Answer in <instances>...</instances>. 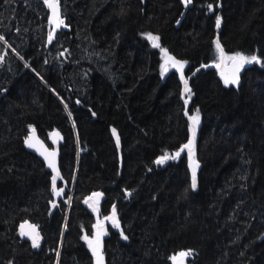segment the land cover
Instances as JSON below:
<instances>
[{
    "label": "trees",
    "instance_id": "obj_1",
    "mask_svg": "<svg viewBox=\"0 0 264 264\" xmlns=\"http://www.w3.org/2000/svg\"><path fill=\"white\" fill-rule=\"evenodd\" d=\"M191 2L178 21L181 0H58L69 29L49 42L45 0H0V264H94L92 204L103 264H173L188 250L187 264H264V0ZM146 33L183 69L162 75ZM217 39L224 57L260 59L238 84L214 66ZM197 110L193 189L182 146ZM31 128L47 144L61 136L55 190L24 148ZM23 220L38 226L40 248L18 238Z\"/></svg>",
    "mask_w": 264,
    "mask_h": 264
},
{
    "label": "snow or ice",
    "instance_id": "obj_2",
    "mask_svg": "<svg viewBox=\"0 0 264 264\" xmlns=\"http://www.w3.org/2000/svg\"><path fill=\"white\" fill-rule=\"evenodd\" d=\"M186 3H191V0H185ZM45 3L48 5L49 8H51L52 10V16H50L49 21L50 23H53L55 25V27L52 29V31L49 32V42H51V40L53 39V33L55 32L56 28H59L61 25H64V20L60 18V10H59V4H58V0H45ZM211 5H209V8L211 9ZM221 24V18L219 16H217L216 18V26L217 28L220 27ZM66 26V25H64ZM146 37L152 42V46L155 48H160L161 53L163 54V56L165 57V62L161 65V74L163 75L165 72L168 71L169 66L177 68L178 70H182L184 63L183 61H179L176 60L175 57L171 56L168 54V50L165 48H162L160 45V37L159 36H155L152 33H146L145 34ZM3 39V36H0V40ZM217 50L220 52L221 57L224 58V49L221 47L220 44V40L217 39L215 41ZM228 59H231L235 62L236 65V72H239L240 68H242L246 63H252V62H260L259 57H257L255 54L250 55V56H246L243 55L242 53H235L233 56L231 57H227ZM0 59H3V57H0ZM181 79L184 81V92L187 93L189 96L191 95V90L188 88L187 85V80L184 79L183 75H181ZM238 78H233L231 81H229L228 79H225V84L227 85L228 83H236ZM185 105L188 104V100L186 99L184 101ZM65 107L67 108V105H65ZM186 115H188V113H185ZM189 121H190V126H189V130L191 133V136L188 140V143L182 146V149H187L188 153H189V160H190V167L192 168V188L195 189L196 188V168L199 166L196 162H195V155H194V145H195V137H196V127L199 124L200 118H199V112L197 110L196 113L189 115ZM113 135H116V130L113 129ZM25 143L28 147H34L33 143H32V137L29 136L25 139ZM117 144L119 145V138L117 137ZM51 155H55L54 153H52ZM180 156V152H177L173 155H169L168 153H165L163 156L159 157L156 160L157 164H164L165 161L169 160V159H176L177 157ZM45 159L48 160L49 163V167H53L54 171V163L53 161L48 159V156H45ZM58 175V173H57ZM55 180H56V176L53 177V188L55 190ZM62 191V190H60ZM56 194L59 195V191H56ZM94 195L98 196L100 194L95 193ZM115 208H113V213H112V219L114 222V226L115 227H119V223L118 221L115 220ZM107 219V218H106ZM34 228V226H33ZM21 235H30L31 239H32V246L33 247H38L39 246V238H38V233L36 235H31L30 233H25V232H21ZM103 235V233H98L97 237H96V247L93 246L92 241L88 240V237H84L85 240L88 241L89 244V248L92 249L93 255L97 257V264H102L103 261V257L102 255L99 253V240H100V236ZM121 236L124 239H127V236H124L123 233H121ZM192 254V250H188L187 252H180L178 253V256L180 257L179 260V264H183V258L186 256H190ZM172 260L174 261V264H177V257L173 256Z\"/></svg>",
    "mask_w": 264,
    "mask_h": 264
},
{
    "label": "water",
    "instance_id": "obj_3",
    "mask_svg": "<svg viewBox=\"0 0 264 264\" xmlns=\"http://www.w3.org/2000/svg\"><path fill=\"white\" fill-rule=\"evenodd\" d=\"M181 2L183 5V9H182V12H181V15H180L178 21H180L183 18L187 8L190 7L192 4V2L186 3L185 0H181ZM60 18H61V15H60ZM64 25H66V24L64 23ZM64 25H61L60 27L64 28L65 30H68L69 26L68 25L64 26ZM177 25H178V23H176V26ZM4 53H5V51H4ZM64 53H65V50L62 52V55H64ZM205 66H207V65H205ZM214 66H215L220 78L223 81H225V79H228L229 81H231L233 78H238L237 82L232 83V84H238L240 82L241 73H242V69L244 68V66L242 68H240L239 72H236L235 62L231 59L227 63H224L223 60H221L218 65H214ZM199 68H201V67H199ZM4 94H5V90L3 89L0 92V96H2ZM112 133H113V131H112ZM29 136L32 137V143H33L34 147H28L25 143V139ZM113 138H114V141L116 142V145L118 147V152L120 155V148H119V145L117 144V134L113 135ZM48 142H49V144H47L46 141H44L38 135L37 131L34 128H31L28 131L26 137L24 138L23 145L27 151L32 152L33 154H35L38 158H40L43 161L45 168L51 172V175L53 178L54 176H56V177L58 176L57 173L59 174V146L61 143L60 134L57 132H52L48 136ZM52 153H54L55 155L54 156L51 155ZM45 156H48V159L53 161L55 171H54L53 167H49L48 160L45 159ZM120 160H121V157H120ZM95 193H98L100 195L96 196V195H94ZM89 198L92 202H94L95 204H98L103 200V193L101 191H96V192L92 193L89 196ZM91 210L94 213L95 222H96V225H95V247H96L97 234L101 233L100 232V219H99L97 211L92 206H91ZM33 226H34V228H33ZM22 231L25 233H30L31 235H36L38 233L39 246L33 247L31 236L30 235H21ZM16 234L21 241L22 240L28 241L29 244L33 248H40V246L42 245L43 236H42L38 226L35 223L31 222L30 220L21 221L17 225ZM99 253L102 255V235L100 236V240H99ZM176 257H177V264H179L180 257L178 255H176ZM187 262H188V256L183 258V264H187ZM94 264H97V257L96 256H94ZM102 264H103V261H102ZM173 264H174V261H173Z\"/></svg>",
    "mask_w": 264,
    "mask_h": 264
},
{
    "label": "rangeland",
    "instance_id": "obj_4",
    "mask_svg": "<svg viewBox=\"0 0 264 264\" xmlns=\"http://www.w3.org/2000/svg\"><path fill=\"white\" fill-rule=\"evenodd\" d=\"M51 9V8H50ZM50 16H52V10H51V14L49 15V17ZM151 42V41H150ZM151 44H152V42H151ZM169 54V53H168ZM170 55V54H169ZM162 56H163V54H162ZM229 59L227 58V57H224L223 58V62H227ZM165 62V57L163 56L162 57V64ZM170 69H177V68H174V67H171V66H169V68H168V70H170ZM178 70V69H177ZM166 73V72H165ZM94 203V202H93ZM93 205V207H94V204H92ZM95 208V210L97 211V209H96V207H94ZM101 228V227H100ZM100 232L101 233H103V235L105 234V230H104V228H102L101 230H100ZM88 240H90V241H92V244H93V246L95 247V234H94V236H91V237H88ZM87 241V240H86ZM87 243H88V241H87ZM88 246H89V244H88ZM90 250L92 251V249L90 248ZM183 252H186V251H183ZM93 253V252H92ZM180 253V252H179ZM176 255H178V253L176 254ZM176 255H174V256H176Z\"/></svg>",
    "mask_w": 264,
    "mask_h": 264
},
{
    "label": "flooded vegetation",
    "instance_id": "obj_5",
    "mask_svg": "<svg viewBox=\"0 0 264 264\" xmlns=\"http://www.w3.org/2000/svg\"><path fill=\"white\" fill-rule=\"evenodd\" d=\"M222 60H223V59H222ZM229 60H230V59H229ZM229 60H228V61H229ZM228 61H227V62H228ZM227 62H224V63H227Z\"/></svg>",
    "mask_w": 264,
    "mask_h": 264
}]
</instances>
